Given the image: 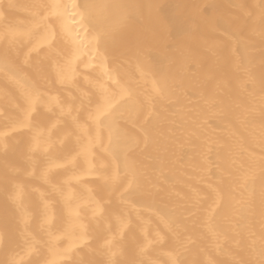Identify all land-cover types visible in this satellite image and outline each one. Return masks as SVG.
Returning <instances> with one entry per match:
<instances>
[{"label":"snow or ice","instance_id":"1","mask_svg":"<svg viewBox=\"0 0 264 264\" xmlns=\"http://www.w3.org/2000/svg\"><path fill=\"white\" fill-rule=\"evenodd\" d=\"M13 7L0 4V43L5 46L0 72L22 85L23 92L22 102L15 105L18 115L0 127V148L7 149L10 137L26 134L31 171L24 176H35L42 160L40 180L46 190L33 188L37 199L29 210L24 207L26 185L22 180L11 181L5 197L15 206L17 223L24 225V231L20 242L7 250L0 233V250H4L0 264H33L32 257L38 264H70L73 253L94 241L108 254L107 264H115L113 258L122 253L120 242L133 226V214L142 239L136 244V259L129 264H165L147 255L165 241V232L177 236L174 248L162 250L166 264H182V254L195 241L175 214H161L142 202L158 188L155 184L146 186L143 167L132 155L150 146L156 151L163 147L166 152L167 144L178 138H183L185 146L199 157L203 166L196 169L200 173L198 183L206 189L191 190L184 219L202 215L203 228L219 251L226 237L217 230L214 220L225 203L227 181L233 207L258 217L261 228L259 247L253 240L250 258L246 261L233 256V264H264V48L260 50L257 74L253 41L239 30L228 32L213 25L212 30L223 39L205 42V50L211 54L207 67L205 57L184 49L175 72L160 78L152 72L144 49L137 48L139 78L134 82L147 86L140 90L109 66V51L116 46L117 35L141 15V6H130L134 10L101 24L95 19L92 4L52 0L33 5L36 11L27 25L10 19ZM143 7L151 15L158 6ZM204 7L194 5L192 15H199ZM253 8L254 17L251 10H245L244 15L253 17L250 31L264 44V0H256ZM11 51L23 53L20 66H13L8 55ZM25 69H33L36 78ZM97 70L99 74L93 78ZM78 80H83L87 88L76 86ZM256 108L262 117L259 138L245 140L235 127L249 125ZM41 110L43 120L37 123L34 116ZM210 116L216 117L222 127L213 128ZM122 119L130 122L139 135L122 129ZM223 135L230 142H223ZM57 146L60 154L54 155ZM166 166V160L160 158L157 170L161 175ZM20 171L6 167L10 174ZM113 195L120 210L109 213L106 206L112 204ZM142 211L155 215L164 231L152 227L151 219L141 215ZM34 220H38V229L29 231ZM101 221L103 229L99 227ZM89 222L96 225L95 235ZM204 264L216 261L207 255Z\"/></svg>","mask_w":264,"mask_h":264},{"label":"bare ground","instance_id":"2","mask_svg":"<svg viewBox=\"0 0 264 264\" xmlns=\"http://www.w3.org/2000/svg\"><path fill=\"white\" fill-rule=\"evenodd\" d=\"M52 0H0V4H11L14 7L10 12V19L13 22L27 25L32 14L36 11L33 5L50 3ZM80 3H88L95 6V19L101 24H108L115 21L119 15L128 10H134L130 6H141V15L136 22L128 29L119 33L116 37L117 44L111 48L109 55L111 58L110 67L115 68L121 78L126 81H133V87L143 90L146 85H137L134 81L138 79L136 72L135 52L137 48L144 49L145 59L151 66L152 72L158 77L171 76L180 62L181 52L184 49H191L200 56L205 57L204 67H207L211 60V54L205 50V42L211 43L216 39H223L219 32L213 31L215 25L223 31L232 32L239 30L240 34L248 40L253 41L251 45L256 49L252 54L255 71H260L261 48L264 44L258 36L251 33L253 17L256 9L253 4L256 0H79ZM148 4L158 6L154 13L149 15L143 7ZM194 5H206L199 15H192ZM127 8V9H126ZM245 10H251L253 17H246ZM193 25H195L193 27ZM3 24L0 23V30ZM5 55V46L0 43V60ZM13 66H20L23 60V53L17 54L15 51L8 53ZM241 55L246 53L241 50ZM33 78L36 73L33 69H25ZM99 70L93 73L96 78ZM76 86L87 88L83 80H78ZM76 94V87L71 89ZM23 86L11 82L0 72V127L4 123L12 120L18 115L16 104L22 102ZM171 109H169L170 111ZM43 112L38 111L34 116V121L39 123L43 120ZM259 108H256L250 116V124L244 127L236 126L235 130L245 139L251 140L259 138V126L261 123ZM213 128L222 127L221 122L216 117H209ZM121 128L129 134H137L131 123L121 120ZM254 130V131H253ZM223 142L228 143L229 137L223 135ZM27 136L24 133L12 136L7 141V149L0 148V233L4 235V250L11 245L20 242V233L24 231V225L17 223L18 212L15 206L6 200L5 193L10 187L12 180H22L26 185L24 207L31 210L37 195L33 193V188L46 190L45 185L40 180V164L37 165L36 175L33 177L24 176V172L31 171V164L28 161ZM54 155H59V147L55 149ZM145 172L144 182L146 186L155 184L158 191L142 198V202L157 208L161 214H175L178 222L183 225L192 236L195 243L191 248L182 254V264H204L205 257L211 255L216 264H233V256H239L244 260L250 258V245L253 240L259 247L261 228L258 217L251 215L246 209L234 208L231 201V192L225 182L226 198L225 203L217 212L214 223L218 231L224 234L226 239L222 247L217 251L212 245V238L203 228V216L190 217L184 219L186 205L191 202L192 189L206 192L204 185L198 183L200 173L196 170L202 167L196 152L185 146L183 138H178L175 142L167 144V151L161 147L160 151L154 150L152 146L144 151H137L132 154ZM164 158L167 166L165 174L161 175L157 170L159 159ZM39 159V158H38ZM211 159L215 160V153ZM12 166L21 169L17 174L6 172V167ZM215 174V171L214 173ZM259 179H257V184ZM103 198V193H100ZM236 199H240L236 195ZM109 213L113 210L119 211L120 206L113 195L112 204L106 206ZM152 221V227H158L164 231L158 218L148 212L141 213ZM135 216L133 214V226L125 234L121 241L122 253L114 257L115 264H129V261L136 259V244L141 241ZM100 229H103V221L100 222ZM91 234H96V225L89 222ZM33 229H38V220H34ZM166 239L162 244L154 246L147 253L150 257H158L166 264L167 258L162 255L163 249L174 248L177 244V236L165 232ZM181 231L179 238H183ZM135 237V241L133 240ZM238 242V246H237ZM65 244L60 247H65ZM4 250H0V258H3ZM33 264H38L37 258L32 257ZM108 254L96 246L95 241L90 247H83L73 253L70 264H107ZM147 264V262H145Z\"/></svg>","mask_w":264,"mask_h":264}]
</instances>
